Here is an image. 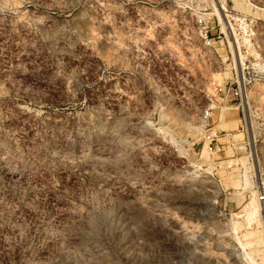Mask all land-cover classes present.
Wrapping results in <instances>:
<instances>
[{
  "label": "rangeland",
  "instance_id": "rangeland-1",
  "mask_svg": "<svg viewBox=\"0 0 264 264\" xmlns=\"http://www.w3.org/2000/svg\"><path fill=\"white\" fill-rule=\"evenodd\" d=\"M241 73L264 76V0H0V264H264V78L245 122L214 84Z\"/></svg>",
  "mask_w": 264,
  "mask_h": 264
},
{
  "label": "built area",
  "instance_id": "built-area-1",
  "mask_svg": "<svg viewBox=\"0 0 264 264\" xmlns=\"http://www.w3.org/2000/svg\"><path fill=\"white\" fill-rule=\"evenodd\" d=\"M231 20H236V21H245L244 18L240 17L239 14H237V16H232L230 15ZM217 19V25H219L220 19L218 17H216ZM227 22L229 23V25L231 24L228 19ZM195 25L197 28V33H198V37L200 38V40L203 42V44L205 45H210L213 40L220 39L221 42L225 41L227 44V47L229 48L230 51V43L228 41V39L226 38L224 32L221 30V28L217 31L216 36H214V33L211 32L212 27H210L207 24V20L205 19L204 15H200L195 17ZM232 32V31H231ZM249 40V38H248ZM239 51V49H238ZM231 53V51H230ZM232 55V53H231ZM241 64L243 62H240ZM241 78L238 76H236V78L234 80H231L228 83H224V84H220V83H214L215 84V88L217 90V93L221 96L220 98H222L224 100V102H228L229 100L233 99L236 101V108H240L241 109V113H242V117H243V122H245L246 117L244 119V113H243V94L245 96V91L246 88L251 85L252 83L262 80L264 78L263 74H256L255 77H250L241 73ZM213 109H215L214 106L209 105L208 107L205 108V110L203 111L202 114V125L203 127H205L204 132H203V141L207 142V150L211 153H218L220 151H222V143L218 141V132L217 130H215L213 128L212 125H210L208 123V120L210 119L212 113H213ZM240 121H242V119H240ZM242 127V125H240ZM227 167H231V164H227ZM259 182V185H258ZM255 197L256 200L259 203L260 206V210H259V215L261 217L262 222L264 223V181L258 177L257 178V182H256V190H255ZM240 213V212H238ZM229 221L233 218L232 214H229ZM241 219L240 217H236L234 216V219ZM230 223V222H229ZM246 227L248 226H255V222L254 221H247V223L245 224ZM242 228H239L237 230L238 234H240L242 232ZM232 235L234 236L236 234V232H234V230H232Z\"/></svg>",
  "mask_w": 264,
  "mask_h": 264
},
{
  "label": "bare ground",
  "instance_id": "bare-ground-1",
  "mask_svg": "<svg viewBox=\"0 0 264 264\" xmlns=\"http://www.w3.org/2000/svg\"><path fill=\"white\" fill-rule=\"evenodd\" d=\"M218 10H219V8H218ZM204 147H205V145H204ZM258 185H259V182H258ZM242 210L244 212V216L246 217V220L247 221H254L256 226H257L256 229H250L249 231H247V238H248L247 244H250L254 248L255 251H259V252L261 251L260 254H262L263 248H261V247L263 246L264 239H263V235H262V230H260V219L258 217L259 203L256 200V198H253L246 205H244ZM243 254L246 255L247 259L249 258L248 261H246L248 264H256L255 261H252L249 253L243 252ZM260 258L263 260L264 255L261 256Z\"/></svg>",
  "mask_w": 264,
  "mask_h": 264
}]
</instances>
